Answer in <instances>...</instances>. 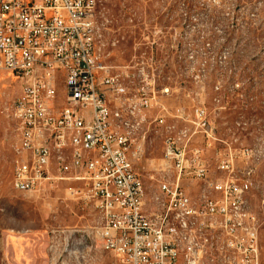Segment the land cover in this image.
<instances>
[{"label":"built area","instance_id":"1","mask_svg":"<svg viewBox=\"0 0 264 264\" xmlns=\"http://www.w3.org/2000/svg\"><path fill=\"white\" fill-rule=\"evenodd\" d=\"M97 4L0 0V81L21 85L12 186L40 193L67 184L100 214L91 227L52 229L47 264H106L107 256L111 264H261L258 220L244 196L251 168L236 172L250 150L218 137L204 101L172 111V86L159 83L153 56L106 63ZM147 123L166 132L163 156L150 160L159 192L149 200L137 165Z\"/></svg>","mask_w":264,"mask_h":264},{"label":"rangeland","instance_id":"2","mask_svg":"<svg viewBox=\"0 0 264 264\" xmlns=\"http://www.w3.org/2000/svg\"><path fill=\"white\" fill-rule=\"evenodd\" d=\"M97 14L106 63L119 68L150 63L153 56L159 83L172 86L166 100L172 111L183 105L191 112L204 101L218 137L250 150L239 155L236 172L243 177V164L251 168L244 196L258 220L264 264V0H98ZM0 91V264H47L52 229L91 227L100 214L91 202L71 198L67 184L40 193L12 186L20 125L12 105L20 82L7 77ZM144 132L137 165L149 200L159 192V182L148 168L151 159L163 156L166 132L154 123ZM223 146L218 142L217 148ZM209 155L214 159L215 152ZM190 188L196 193V184ZM106 261L111 264L112 258Z\"/></svg>","mask_w":264,"mask_h":264}]
</instances>
